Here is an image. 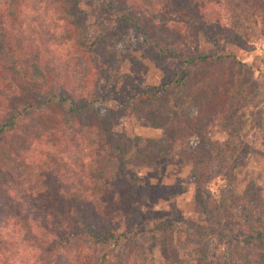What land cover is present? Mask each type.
I'll return each mask as SVG.
<instances>
[{"label":"trees","instance_id":"trees-1","mask_svg":"<svg viewBox=\"0 0 264 264\" xmlns=\"http://www.w3.org/2000/svg\"><path fill=\"white\" fill-rule=\"evenodd\" d=\"M92 2L101 14L84 10ZM41 8L57 21L53 31L45 17L25 24L27 11ZM261 8L264 0H0V264H171L168 239L180 221L223 247L225 264H264V220L246 225L249 209L264 203L235 210L227 185L242 125L239 91L222 70L203 67L214 56L249 67L236 53ZM127 60L158 68V86H136L102 106L101 86L121 83ZM142 125L155 134L134 131ZM208 125L226 134L213 154L201 137L192 141ZM181 154L203 221L160 220L136 232L130 217L157 190L139 186L138 173L153 168L159 177ZM7 161L39 177L46 208L39 192L13 187L25 175H13Z\"/></svg>","mask_w":264,"mask_h":264},{"label":"rangeland","instance_id":"rangeland-1","mask_svg":"<svg viewBox=\"0 0 264 264\" xmlns=\"http://www.w3.org/2000/svg\"><path fill=\"white\" fill-rule=\"evenodd\" d=\"M84 10L87 13L89 10L92 13L101 14L102 8L92 2L85 5ZM33 14L35 16L32 15L31 11H27L25 24L32 26L35 21H42L45 17L46 28L50 27L47 29L54 30L53 27L54 24L56 26L57 21L53 19L49 10L46 11L41 8ZM244 36L243 46L236 53V57L247 63L249 66L247 68L230 59L215 58V47L217 45L216 48L219 50L221 47L218 46L222 44L219 33L215 36V47L200 37V47L214 56L203 65L204 69L222 70L225 75H229L232 84L238 88L240 95L242 125L234 132L237 139V151L231 162L232 169L227 174V185L230 184V189L234 195L235 210L241 209L248 202L264 203V64L260 63L261 59L264 60V8L255 11L249 18ZM166 65L174 66L171 61ZM122 70L125 72V77L121 83L101 86L102 106H115L124 100L129 89L136 86H158L162 78L161 71L145 61L132 62L127 60L126 64L122 65ZM212 111L219 112V109L214 108ZM207 128L208 131L205 135H201L200 132L192 135V141H198L201 137L203 145L213 154L216 148L225 141L226 134L221 127L216 125H208L206 130ZM134 131L143 135L155 134V131L146 129L143 125L140 128L134 127ZM3 159L6 161V158ZM189 161L188 154L178 155L174 163L168 165L159 177L153 168L143 169L138 173L137 183L139 186L151 185L157 187V190L144 200L141 210L130 217V224L136 232H142L152 223L160 220L183 218L194 220L197 223L203 221L199 201L196 197L197 190L194 179L189 171ZM16 163V161H7L6 168L11 169V173L16 176L18 173H24L25 176L22 179L27 180L22 181L21 178L17 177L13 187L25 188L34 193L39 192L41 199L37 200L38 206L45 207V202L49 201L50 193L43 188L42 184L40 188L39 177L33 175L28 168L17 169ZM4 176L2 174V177ZM218 185L219 183L214 185L211 192ZM21 195L24 197L23 193ZM29 195L31 194H28L27 197L34 200ZM14 219H18V217H14ZM263 220L264 208L249 209L247 226H257ZM176 225L177 228L172 233L170 240L168 239L169 244L173 247L172 250L176 253L171 264H225L223 247L211 246L204 242L205 239L201 241L199 238L193 237L184 221H180ZM21 234L22 232H18V237L22 238ZM30 252L33 251H28V253ZM154 256H157L158 259L159 253L155 251ZM156 262L160 263L158 260ZM35 264L41 263L38 261Z\"/></svg>","mask_w":264,"mask_h":264}]
</instances>
